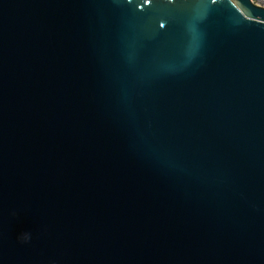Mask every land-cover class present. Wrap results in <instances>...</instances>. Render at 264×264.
<instances>
[{"label": "water", "instance_id": "water-1", "mask_svg": "<svg viewBox=\"0 0 264 264\" xmlns=\"http://www.w3.org/2000/svg\"><path fill=\"white\" fill-rule=\"evenodd\" d=\"M0 264H264V7L0 0Z\"/></svg>", "mask_w": 264, "mask_h": 264}, {"label": "built area", "instance_id": "built-area-1", "mask_svg": "<svg viewBox=\"0 0 264 264\" xmlns=\"http://www.w3.org/2000/svg\"><path fill=\"white\" fill-rule=\"evenodd\" d=\"M254 4L264 7V0H251Z\"/></svg>", "mask_w": 264, "mask_h": 264}, {"label": "clouds", "instance_id": "clouds-1", "mask_svg": "<svg viewBox=\"0 0 264 264\" xmlns=\"http://www.w3.org/2000/svg\"><path fill=\"white\" fill-rule=\"evenodd\" d=\"M22 240L27 241L30 239V234L29 233H24L21 237Z\"/></svg>", "mask_w": 264, "mask_h": 264}]
</instances>
